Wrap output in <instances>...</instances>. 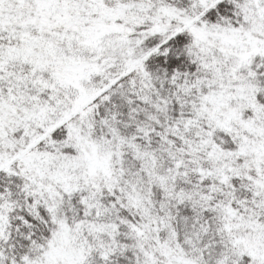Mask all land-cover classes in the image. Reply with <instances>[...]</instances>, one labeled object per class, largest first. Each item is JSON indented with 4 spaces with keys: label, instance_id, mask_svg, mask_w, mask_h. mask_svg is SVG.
<instances>
[{
    "label": "snow or ice",
    "instance_id": "obj_1",
    "mask_svg": "<svg viewBox=\"0 0 264 264\" xmlns=\"http://www.w3.org/2000/svg\"><path fill=\"white\" fill-rule=\"evenodd\" d=\"M0 264H264V0H0Z\"/></svg>",
    "mask_w": 264,
    "mask_h": 264
}]
</instances>
